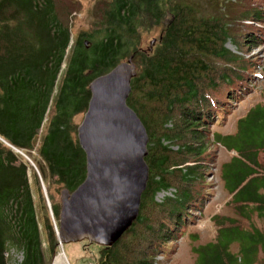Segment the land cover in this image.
I'll return each instance as SVG.
<instances>
[{
    "label": "trees",
    "instance_id": "1",
    "mask_svg": "<svg viewBox=\"0 0 264 264\" xmlns=\"http://www.w3.org/2000/svg\"><path fill=\"white\" fill-rule=\"evenodd\" d=\"M258 3L98 0L93 29L73 34L76 8L57 0H0V264H8L10 249L22 254L19 264H51L59 252L60 204L51 185L72 192L86 175L78 124L68 113H84L89 83L131 55L137 73L126 103L148 135L149 177L137 218L111 247L99 246L93 264H156L154 253L169 252L201 204L210 134L233 152L218 169L229 205L244 218L264 217V106L252 105L232 132H210L227 127L233 108L251 94L257 64L225 43L244 52L254 42L264 26ZM153 31L160 33L155 45L142 49V36ZM168 188L174 195L155 201ZM217 219L214 241L192 248L195 263L255 264L264 234L238 219Z\"/></svg>",
    "mask_w": 264,
    "mask_h": 264
},
{
    "label": "water",
    "instance_id": "2",
    "mask_svg": "<svg viewBox=\"0 0 264 264\" xmlns=\"http://www.w3.org/2000/svg\"><path fill=\"white\" fill-rule=\"evenodd\" d=\"M132 59L133 55L88 85L90 99L77 128L86 175L74 191H60L56 230L60 249L82 241L111 247L138 216L149 177L148 135L126 103L137 73ZM43 192L46 196L44 187Z\"/></svg>",
    "mask_w": 264,
    "mask_h": 264
},
{
    "label": "rangeland",
    "instance_id": "3",
    "mask_svg": "<svg viewBox=\"0 0 264 264\" xmlns=\"http://www.w3.org/2000/svg\"><path fill=\"white\" fill-rule=\"evenodd\" d=\"M59 6L66 7L67 9L76 8L71 15L72 21V33L76 34L79 31L85 30L90 31L93 29L95 23L97 22V16L94 14V8L98 0H57ZM258 5L264 8V0H259ZM70 17V18H71ZM264 19V18H263ZM249 23V22H248ZM264 24V23H262ZM261 24V25H262ZM258 35H255L254 42L249 43L248 48L242 52L238 48L239 45H235L231 40H227L225 47L231 52L248 57L251 56L255 63L257 64V73L254 77H251L249 81V86L251 88V94L244 96L243 100L239 102L237 106L233 108V115L228 119L227 127L223 125L214 126L211 131H218L222 133L232 132L234 130L235 120L244 114L252 105L261 104L264 106V26L258 27ZM158 31H153L150 33H145L141 38L142 49H148L150 42L155 40L153 46L155 45L157 38L159 37ZM258 44V45H257ZM256 45V46H255ZM152 46V47H153ZM125 61V60H124ZM263 69V71H262ZM262 75H261V74ZM80 110V109H79ZM78 112L72 111L68 115H72L71 122L77 123L78 126L81 123L84 113L82 110ZM201 130H205V127H201ZM213 135L204 136V142H206V154L203 158L205 161L210 159L208 164V173L205 174V184L201 192V204L195 209L191 210L192 215L190 216V221L185 227V232L178 237L176 241L168 245L167 254L164 256L156 252L151 256L156 264H196V255L192 252L193 247L205 244L210 241H214L216 236V224L213 220V216L218 217L217 222H220L221 218H231L238 219L240 226L243 228L250 229L253 225L259 229L264 234V217L259 218L253 215V218L247 219L240 216L233 205H229L228 200H230L229 194L223 189L222 181L218 174L219 166L227 161L233 152L227 151L220 144L213 142ZM166 144V142H164ZM172 150H177V145H171ZM212 159L214 162L212 163ZM259 159L264 162V151L260 153ZM204 162V165L207 161ZM187 163L186 165H190ZM31 188L35 196V201L37 200L36 188L33 183H31ZM197 189V188H196ZM195 189V190H196ZM56 184L51 185V192L54 196L55 202L60 204V191ZM174 189L168 188V190H160L155 194V201L161 202L164 197H172L174 195ZM233 250L237 249V245L233 244ZM53 256L51 264L55 263V258L61 252ZM99 250L98 245H92L85 242L79 243H69L64 245V258L65 263L62 264H93V257ZM9 262L8 264H19L22 260V254L19 251L10 249L9 252ZM67 260V262H66ZM60 263V264H61ZM255 264H264V254L263 251L258 249L257 258Z\"/></svg>",
    "mask_w": 264,
    "mask_h": 264
},
{
    "label": "bare ground",
    "instance_id": "4",
    "mask_svg": "<svg viewBox=\"0 0 264 264\" xmlns=\"http://www.w3.org/2000/svg\"><path fill=\"white\" fill-rule=\"evenodd\" d=\"M64 248L62 247V250H61V252L58 254V256L55 258V263H58V262H64L65 263V258H64ZM60 262V263H61ZM66 262H67V260H66ZM60 263H58V264H60ZM62 264V263H61Z\"/></svg>",
    "mask_w": 264,
    "mask_h": 264
}]
</instances>
